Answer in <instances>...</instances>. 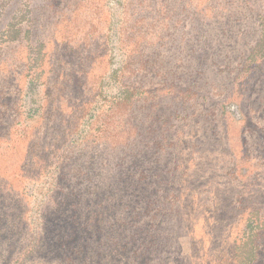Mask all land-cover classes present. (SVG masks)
<instances>
[{
  "label": "rangeland",
  "instance_id": "rangeland-1",
  "mask_svg": "<svg viewBox=\"0 0 264 264\" xmlns=\"http://www.w3.org/2000/svg\"><path fill=\"white\" fill-rule=\"evenodd\" d=\"M263 19L0 0V264H264Z\"/></svg>",
  "mask_w": 264,
  "mask_h": 264
},
{
  "label": "trees",
  "instance_id": "trees-1",
  "mask_svg": "<svg viewBox=\"0 0 264 264\" xmlns=\"http://www.w3.org/2000/svg\"><path fill=\"white\" fill-rule=\"evenodd\" d=\"M263 28H264V19H263ZM260 43L257 44V48L255 49L256 51L258 50V48H260Z\"/></svg>",
  "mask_w": 264,
  "mask_h": 264
}]
</instances>
